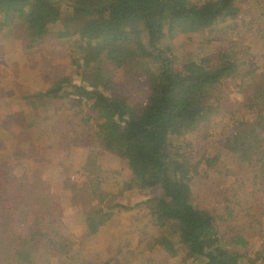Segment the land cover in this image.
Returning <instances> with one entry per match:
<instances>
[{
  "label": "trees",
  "instance_id": "obj_1",
  "mask_svg": "<svg viewBox=\"0 0 264 264\" xmlns=\"http://www.w3.org/2000/svg\"><path fill=\"white\" fill-rule=\"evenodd\" d=\"M59 3L0 0V20L17 40L16 31H25L31 45L51 32L61 40L74 38L82 66L88 67L98 81L104 77L99 89L72 86L86 93L96 108L100 121L95 124L92 140L99 148L126 160L135 187L158 189L148 206L153 224L165 233L158 245L171 256L179 254L180 246L182 262L191 259L196 264H258L256 256L224 246L216 224V220L223 221V216L211 214L193 200L192 182L200 161L192 150L184 151L191 145L183 135L185 130L206 123L218 104L223 82L239 79L243 101L237 116L227 111L234 134L227 137L225 148L247 168L245 179L234 174L239 189H245L248 183L254 188L252 215L250 210L245 214L252 220L243 223V228L256 232L263 244L258 254L264 260V77L246 83L245 78L251 79L253 71L241 73L242 61L230 48L179 67L158 49L165 37L235 18L240 13L236 0H72L68 5L71 11L64 15L60 14ZM141 33L146 36L144 43ZM137 57L147 58V63H137L131 72L145 75L148 94L132 104L111 83L113 70L129 71L131 61ZM59 88L40 92L42 104L55 97ZM217 160L215 156L205 164ZM9 184L0 181V264H39L42 257L47 260L56 250L66 252L69 243L58 238L55 227L37 228L52 213L47 204L49 193L44 192L43 202L36 196L37 185L43 184L41 177L33 186L19 181V194L13 198L9 196ZM35 211L41 214L29 217ZM16 214L32 221L18 222ZM109 215L96 209V217L86 219L88 233L96 232ZM242 232V228L232 231L228 244L247 249L249 241Z\"/></svg>",
  "mask_w": 264,
  "mask_h": 264
},
{
  "label": "rangeland",
  "instance_id": "obj_2",
  "mask_svg": "<svg viewBox=\"0 0 264 264\" xmlns=\"http://www.w3.org/2000/svg\"><path fill=\"white\" fill-rule=\"evenodd\" d=\"M56 1H60L61 15L71 11L68 5L72 0ZM236 4L240 13L235 18L192 33L165 37L158 49L179 67L178 64L202 60L205 55L230 48L242 61L241 73L253 71L251 79L245 78L246 83L259 81L264 77V0H236ZM1 22L0 46L12 52L13 32ZM16 32L20 57L29 60V70L19 77H47L51 79L48 89L60 86L55 97L44 104V97L35 95L41 109L37 116L45 112L46 103L48 108L49 104H55L50 118L42 115L43 118L35 119L33 129L14 130L16 124L0 129V181H10L9 196L13 198L19 194V181L33 186L36 178L41 177L43 184L37 185L36 196L43 202L44 192L49 193L47 204L52 213L37 228L55 227L58 238L69 243L66 252L56 250L47 260L42 257L39 264H196L197 261L191 259L182 262L180 246L177 248L179 254L171 256L158 245L165 233L153 224L148 214L149 199L158 189L135 187L126 160L99 148L92 140L95 124L100 121L96 108L90 104L86 93L72 86L99 89L104 77L98 81L90 75L88 67L82 66L75 53L74 38L61 40L51 32L44 40L31 45V37L25 31ZM140 36L144 43L145 34ZM131 62L129 71L125 68L113 70L111 85L134 104L147 97L148 83L143 73L131 72V69H136L137 63H147V58L137 57ZM239 84V79L234 78L223 82L218 104L209 120L183 133L191 144L184 146V151L192 150L195 159L200 161L198 174L192 182L193 200L211 214L223 216V221L216 220L223 245L234 247L246 256H256L257 263L264 264L263 255L258 254L263 247L261 240L255 231L243 228V223L247 225L252 220L249 216L256 200L252 196L254 188L248 183L245 189H239L234 174L245 179L247 168L225 148L227 137L234 134L227 111L237 116L238 106L243 101ZM28 85L31 83L26 87ZM16 90L29 91L23 86ZM28 118L17 117L14 121L27 122ZM215 156L217 162L205 164V160ZM96 209H103L110 215L96 232L88 233L86 219L96 217ZM249 210L250 215L246 216ZM40 214L35 211L29 217ZM29 217L15 215L16 221L23 219L24 223L32 221ZM171 227L177 231L174 224ZM241 228L249 241L247 249L228 244L232 231Z\"/></svg>",
  "mask_w": 264,
  "mask_h": 264
},
{
  "label": "crops",
  "instance_id": "obj_3",
  "mask_svg": "<svg viewBox=\"0 0 264 264\" xmlns=\"http://www.w3.org/2000/svg\"><path fill=\"white\" fill-rule=\"evenodd\" d=\"M16 40L17 38L13 36V40L10 42L12 52H8L7 48L0 46V76L5 74V77H0V129L3 130L15 126V124L17 127L14 130L33 129L31 127L36 121L35 119L40 117L37 116V112L40 113L39 110H41L35 95L46 91L50 86L49 82H51V79L47 77H19L20 73L29 70L27 69L29 60H26L24 56L23 58L20 57L21 51L17 48ZM16 73L19 74L16 75ZM28 83H31V85L26 87ZM21 85L29 91L19 92V90H16L22 87ZM46 105L47 103L45 104L46 110L40 114V118H43L42 115L50 118L55 112L54 103L49 104L51 105L49 108ZM29 115L30 118H28ZM25 116L29 121L19 120L17 123L14 121L17 117L25 119ZM11 121H13V124Z\"/></svg>",
  "mask_w": 264,
  "mask_h": 264
}]
</instances>
